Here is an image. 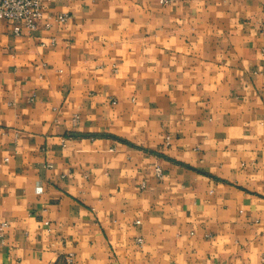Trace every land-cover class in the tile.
Segmentation results:
<instances>
[{"label":"crops","instance_id":"obj_1","mask_svg":"<svg viewBox=\"0 0 264 264\" xmlns=\"http://www.w3.org/2000/svg\"><path fill=\"white\" fill-rule=\"evenodd\" d=\"M44 12L0 19V264H264V0Z\"/></svg>","mask_w":264,"mask_h":264},{"label":"built area","instance_id":"obj_2","mask_svg":"<svg viewBox=\"0 0 264 264\" xmlns=\"http://www.w3.org/2000/svg\"><path fill=\"white\" fill-rule=\"evenodd\" d=\"M49 0H0V19L8 21L12 26L15 35H21L24 31H34L37 29L40 21L44 18V3ZM174 0H159L161 4H170ZM67 13H54L46 15L45 25L48 27L51 20L65 22L69 18ZM51 43L55 44V38H51ZM45 45V43H42ZM79 116L75 115L73 122L78 123ZM65 138L63 141L65 142ZM155 171L159 177L162 176V168L155 165ZM140 221L138 220L137 223ZM7 225V222L1 224V230ZM142 238L138 242L142 243Z\"/></svg>","mask_w":264,"mask_h":264}]
</instances>
